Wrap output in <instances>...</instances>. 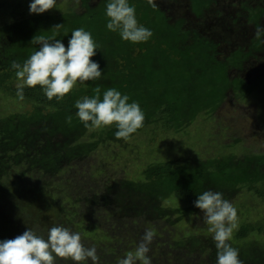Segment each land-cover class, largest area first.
Returning a JSON list of instances; mask_svg holds the SVG:
<instances>
[{"label":"trees","instance_id":"trees-1","mask_svg":"<svg viewBox=\"0 0 264 264\" xmlns=\"http://www.w3.org/2000/svg\"><path fill=\"white\" fill-rule=\"evenodd\" d=\"M189 1L195 16L212 3ZM129 2L135 6L138 23L153 33L147 42L123 41L106 29L105 0L95 6L84 2L78 13L67 9L63 14L0 26V89L16 79L10 62L23 63L37 50L30 43L32 38L52 36L57 24L63 27L55 38L65 47L72 30L90 31L99 45L90 59L103 70L100 80L77 81L60 100L47 99L39 86L26 87L23 102L32 105L31 111L0 119V240L14 239L29 227L46 237L50 227L62 225L79 232L85 247H96L99 264H117L118 258L134 251L144 231L152 229L155 236L148 253L152 264H216L217 250L207 228H177L201 213L193 201L206 190L220 191L230 201L245 191L264 203V152L154 163L138 179L116 178L92 158L100 149L126 140L115 137L114 125L85 128L73 105L85 95L92 96L96 87L101 95L116 88L129 96V102H138L145 114L143 126L130 138L151 125L177 132L200 114L212 113L227 90L240 91L228 70L230 63L247 55L235 52L221 62L217 42L188 28L184 20L173 22L153 0ZM241 7L248 14L246 22L256 26L262 12L247 4ZM97 174L101 175L98 180ZM254 232L264 239L261 227L242 222L229 241L240 257L250 256L244 246ZM251 255H260L264 262V252L254 249ZM255 260L247 258L242 264H256ZM56 264L72 261L57 258ZM86 264H92L91 260Z\"/></svg>","mask_w":264,"mask_h":264},{"label":"rangeland","instance_id":"rangeland-1","mask_svg":"<svg viewBox=\"0 0 264 264\" xmlns=\"http://www.w3.org/2000/svg\"><path fill=\"white\" fill-rule=\"evenodd\" d=\"M99 1L57 0L55 8L30 15V0H0V26L22 19L63 14L69 9L78 13L83 10L84 2L95 6ZM153 2L174 19L173 22L184 20L188 28L217 42L216 55L219 61L224 62L235 52L247 55L238 63H230L228 70L229 79L236 80L235 86L240 91L227 90L222 104L212 113L200 114L180 131L148 126L123 143L100 149L92 158L93 163L102 166L112 177L135 180L144 168L154 163L206 160L229 155L241 158L246 154L264 152V40H258L254 35L257 28L264 27V15L259 16L257 25L253 26L246 22L247 13L241 7L247 4L251 9L256 8L258 13L264 9V0H212L210 7L200 16L192 13L189 0ZM16 82V79H12L5 84V88L0 89V119L25 114L32 109L31 104L13 97L12 90ZM100 176L96 175L97 180ZM230 202L237 209L238 228L240 223L249 222L264 230V203L259 197L241 191ZM193 225L209 227L201 212L197 217L180 224L177 229L188 230ZM246 243L244 248L250 256H239V259L254 261L255 258L256 264H264L258 259L260 255H251L254 249L260 254L264 252L263 236L254 232L246 239Z\"/></svg>","mask_w":264,"mask_h":264},{"label":"clouds","instance_id":"clouds-1","mask_svg":"<svg viewBox=\"0 0 264 264\" xmlns=\"http://www.w3.org/2000/svg\"><path fill=\"white\" fill-rule=\"evenodd\" d=\"M151 3V0H149ZM57 0H30L29 14H42L55 8ZM135 6L129 0H105L106 29L117 33L123 41L133 44L147 42L153 35L149 28L139 24ZM63 25L57 24L52 36L35 35L30 41L37 50L20 63L10 62V70L16 77L15 95L19 101L25 100L24 89L39 86L43 95L52 100L62 99L70 93L77 81H97L103 76L100 64L90 59L97 54L99 45L90 31L77 28L71 31L67 47L62 40L55 38ZM255 38L264 40V27L255 30ZM92 96L77 99L73 107L75 116L85 128L115 126L117 139H129L143 126L145 114L138 102H129V96L116 88L103 91L93 89ZM72 116L66 117L71 123ZM193 206L201 210L208 232L217 250L216 264H242L239 250L229 241L238 228V215L235 206L223 198L220 191L206 190L197 196ZM155 232L146 229L134 251H129L117 264H152L150 245ZM57 258L71 260L72 264H99L95 246L85 247L81 234L62 225H54L47 230V236L38 235L28 228L14 239L0 240V264H56Z\"/></svg>","mask_w":264,"mask_h":264},{"label":"flooded vegetation","instance_id":"flooded-vegetation-1","mask_svg":"<svg viewBox=\"0 0 264 264\" xmlns=\"http://www.w3.org/2000/svg\"><path fill=\"white\" fill-rule=\"evenodd\" d=\"M262 12V14L264 15V9L260 10Z\"/></svg>","mask_w":264,"mask_h":264}]
</instances>
